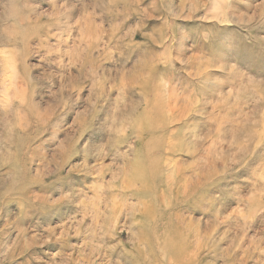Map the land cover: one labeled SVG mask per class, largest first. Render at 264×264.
Instances as JSON below:
<instances>
[{
    "label": "rangeland",
    "instance_id": "1",
    "mask_svg": "<svg viewBox=\"0 0 264 264\" xmlns=\"http://www.w3.org/2000/svg\"><path fill=\"white\" fill-rule=\"evenodd\" d=\"M161 232L264 264V0H0V264H170Z\"/></svg>",
    "mask_w": 264,
    "mask_h": 264
},
{
    "label": "bare ground",
    "instance_id": "2",
    "mask_svg": "<svg viewBox=\"0 0 264 264\" xmlns=\"http://www.w3.org/2000/svg\"><path fill=\"white\" fill-rule=\"evenodd\" d=\"M170 110L173 111L172 109H170ZM172 116L174 117V115H172ZM135 179L138 180V176H135ZM169 226H170V224H169ZM163 233L161 232L162 235L158 236L157 245H159L158 248L161 249V252H162V250L165 252L163 254H165L166 256H167L168 252L170 253V255H171L170 256V261H169V258H168V262L170 264H197L198 263V261H199L198 258H199L200 255L199 256L197 254L194 255L195 252L193 254H192V252L189 253V250H184L183 248L180 249L179 245H178V242L175 241V240L173 241L172 236L170 235V233H169V235L163 234Z\"/></svg>",
    "mask_w": 264,
    "mask_h": 264
},
{
    "label": "clouds",
    "instance_id": "3",
    "mask_svg": "<svg viewBox=\"0 0 264 264\" xmlns=\"http://www.w3.org/2000/svg\"><path fill=\"white\" fill-rule=\"evenodd\" d=\"M11 78H9L8 82H7V86L11 87Z\"/></svg>",
    "mask_w": 264,
    "mask_h": 264
}]
</instances>
